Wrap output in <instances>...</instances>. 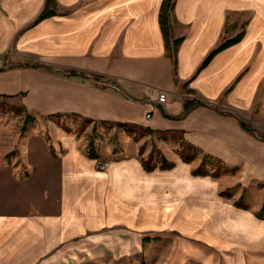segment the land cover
<instances>
[{
    "label": "crops",
    "instance_id": "0c3cea01",
    "mask_svg": "<svg viewBox=\"0 0 264 264\" xmlns=\"http://www.w3.org/2000/svg\"><path fill=\"white\" fill-rule=\"evenodd\" d=\"M163 1L0 0V97L36 117L14 143L0 124V264H264V217L180 155L264 194V0H170L167 36ZM48 116L133 139L92 157ZM141 134L170 168H144Z\"/></svg>",
    "mask_w": 264,
    "mask_h": 264
},
{
    "label": "rangeland",
    "instance_id": "374dc122",
    "mask_svg": "<svg viewBox=\"0 0 264 264\" xmlns=\"http://www.w3.org/2000/svg\"><path fill=\"white\" fill-rule=\"evenodd\" d=\"M45 64V67L49 70H54L57 67V65L51 62H45ZM69 73H73V71L71 70ZM27 115L31 116L33 120L26 125V129L35 121L36 117L26 112L23 113L16 99H8L7 101L5 97H0V124L3 127L4 136L6 135V137L10 138L13 143L20 136V132L23 134L26 130L22 131V126L25 123ZM42 119L45 125L54 121L56 125H62L68 133L76 134L82 141L83 145L86 146L88 152L91 144L98 150L103 148V150H107L108 152H116L120 147L124 146L125 143H129L133 139L132 131H128L122 126H106L102 123H92L91 121H86L84 119H78V122H74L70 120V117H62V119H64L62 122L61 118L56 122V118L49 116ZM137 141L141 144L140 151L142 161L148 158L150 152H153L155 157L158 154V151H161L158 145L153 142V139H144L143 134H141V137ZM170 150H175V148H171L169 145L166 147L162 146V151L168 158H172L175 155L171 153ZM203 155L204 153L199 150L198 154L193 159L189 161L181 159L184 162L189 163L193 175H209L212 178L220 179L222 181L221 194L229 197L234 196L237 200V205H241L242 207H254L257 216L264 217V194L262 193V196L252 195V197L249 198L247 196L248 188L244 187L241 190L240 187H235L238 172L234 169H230L228 165L223 164L217 157L210 155L219 161L217 164L207 162L204 165L203 173H193V170L201 165ZM153 162L155 161L153 160ZM238 192L240 194L239 196L236 195ZM141 260H144L143 251Z\"/></svg>",
    "mask_w": 264,
    "mask_h": 264
},
{
    "label": "trees",
    "instance_id": "16d2710c",
    "mask_svg": "<svg viewBox=\"0 0 264 264\" xmlns=\"http://www.w3.org/2000/svg\"><path fill=\"white\" fill-rule=\"evenodd\" d=\"M169 2L170 0H164L163 3H162V6H161V12H160V20H161V25H162V28L164 30V33L165 35L167 36V31L165 29V26H164V19H165V14L166 12L168 11V8H169ZM53 12L50 10H47V8H45L41 14L39 15V18H42V17H45V16H48L50 14H52ZM233 40H227L226 42H223L218 48L214 49L212 51V53L210 54V56L215 53L217 50L223 48L224 46H226L227 44L231 43ZM209 56V57H210ZM208 57V58H209ZM207 58V59H208ZM187 108V107H186ZM32 117L27 115L26 118H25V123L24 125L22 126V131H24L26 129V125L28 123H30L32 121ZM181 149H180V155H181V158L184 159L185 161H189L191 159H193L199 152V149L196 148L195 146L189 144V143H186V142H181ZM89 153H90V156L92 157H97V154H96V151H95V148L92 146L89 147ZM154 160V153L153 152H150L149 155H148V158L146 160H143L142 163L144 165V168L146 170H151V169H154L155 167L159 166L160 168H170L172 165H173V162L167 160L164 156H161L158 158V161L156 162H153ZM209 162L211 164H217L219 161L215 158V157H212L210 156L209 154H204L203 157H202V161H201V165L194 169L193 170V173L195 174H200V173H203V169H204V165Z\"/></svg>",
    "mask_w": 264,
    "mask_h": 264
},
{
    "label": "built area",
    "instance_id": "2783aa9c",
    "mask_svg": "<svg viewBox=\"0 0 264 264\" xmlns=\"http://www.w3.org/2000/svg\"><path fill=\"white\" fill-rule=\"evenodd\" d=\"M166 98H167L166 92H163V91L158 92L157 99L159 102H165ZM147 116H149V115H147ZM101 168H103V166H101Z\"/></svg>",
    "mask_w": 264,
    "mask_h": 264
},
{
    "label": "bare ground",
    "instance_id": "6f19581e",
    "mask_svg": "<svg viewBox=\"0 0 264 264\" xmlns=\"http://www.w3.org/2000/svg\"><path fill=\"white\" fill-rule=\"evenodd\" d=\"M189 225L195 227V225H196V221L193 220V219H189ZM260 226H262V225H260Z\"/></svg>",
    "mask_w": 264,
    "mask_h": 264
}]
</instances>
